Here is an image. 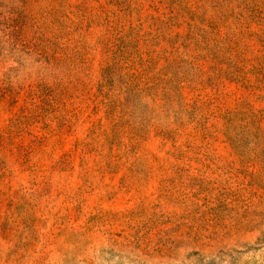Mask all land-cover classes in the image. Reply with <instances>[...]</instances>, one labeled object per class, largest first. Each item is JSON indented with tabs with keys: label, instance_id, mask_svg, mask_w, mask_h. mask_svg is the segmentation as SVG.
Segmentation results:
<instances>
[{
	"label": "rangeland",
	"instance_id": "obj_1",
	"mask_svg": "<svg viewBox=\"0 0 264 264\" xmlns=\"http://www.w3.org/2000/svg\"><path fill=\"white\" fill-rule=\"evenodd\" d=\"M0 264H264V0H0Z\"/></svg>",
	"mask_w": 264,
	"mask_h": 264
}]
</instances>
